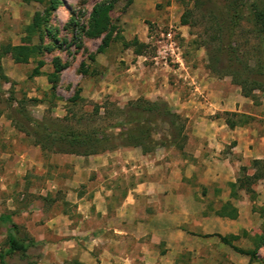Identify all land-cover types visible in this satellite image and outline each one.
<instances>
[{
	"label": "rangeland",
	"instance_id": "obj_1",
	"mask_svg": "<svg viewBox=\"0 0 264 264\" xmlns=\"http://www.w3.org/2000/svg\"><path fill=\"white\" fill-rule=\"evenodd\" d=\"M102 1L107 0H59L46 20L48 33L38 38L37 34L27 35L24 28L34 13L42 14L46 0H0V67L8 80L0 84V215H9L18 227L17 236L35 244L28 250L30 259H23L14 252L4 256L5 264H106L105 257L98 258L97 248L87 251V239L73 231V224H77L79 231L82 227L79 223L82 209H76L75 199L94 198L99 193L87 184L73 185L74 181H81L80 176L74 180L69 172L73 166H78L75 161L133 149L144 157L167 149L176 156H190L197 139L196 129L189 124V117H185L188 110L195 116L204 112V119L215 120L226 127L228 122L233 127L250 123L252 117L244 113L203 110L202 105L208 108L206 88L209 85L224 93L235 91L246 100L243 110L256 112L264 104V94L259 91H253L252 97L241 95L224 69V60L220 58L215 63L212 59L216 43H209L203 33L209 26L206 18L210 7L203 0L198 4L193 0H116L106 13L102 33L96 38L86 37L88 13L94 4ZM185 12L188 25H181ZM177 26L183 28L178 30ZM240 28L234 44L240 47L244 54L242 59L251 66L252 40L246 34V23L242 22ZM167 32H171L180 52L183 70L169 60L164 62L157 54L161 51V36ZM104 36H107L106 45L97 52ZM16 45L39 46L40 54L26 64H13L3 55V49ZM45 47L50 50L46 51ZM37 61L43 63L39 72L46 83L42 88L34 79L40 75L29 76ZM8 71H12L15 79L6 76ZM51 74L49 82L47 76ZM74 96L77 98L72 102ZM9 98L12 101L9 102ZM211 100L214 104L223 101L217 96ZM136 101L156 104L177 116L171 130L177 143L169 148L145 146L148 152L139 147H110L105 151L99 147L96 153L86 156L69 154L66 147L60 145L41 149L35 144L39 137L13 113L18 103L31 118L51 129L75 133L104 129L106 134L116 135L119 129L108 126L121 122L125 109ZM180 124L183 130L178 135ZM159 138L160 135L155 136V140ZM249 163L244 165L247 175L253 173ZM129 177L119 180L114 184L116 188L110 189L107 198L111 206L125 193L124 187L131 182ZM190 184L197 188L196 194L202 199L199 200L194 191L191 195L202 206L196 209L183 206L181 210L216 217L214 212L228 201L236 209L232 235L235 237L229 238L230 233L219 235L215 233L216 228L208 224L204 229L208 234L187 241L188 251L182 249L181 254L164 256L162 264H264V244L259 240L264 228V179L249 187L252 193L237 191L233 202L225 200V193L229 191L227 184L211 185L208 190L198 183ZM221 227L224 232L225 225ZM217 235L228 237L230 246L253 252V258L233 251L221 243ZM73 236L78 241L71 246L68 240ZM6 248V224L0 223V253ZM155 250L166 252L159 245ZM154 259L150 256V264H155ZM133 264H140L139 259L135 257Z\"/></svg>",
	"mask_w": 264,
	"mask_h": 264
},
{
	"label": "crops",
	"instance_id": "obj_2",
	"mask_svg": "<svg viewBox=\"0 0 264 264\" xmlns=\"http://www.w3.org/2000/svg\"><path fill=\"white\" fill-rule=\"evenodd\" d=\"M182 28L177 26L178 30ZM11 72H6V76L15 79ZM34 79L41 88L46 83L42 75ZM206 91L208 108L202 105L203 110L244 113L252 117L250 123L227 128L223 123L204 119V112L195 116L188 110L185 117H189V124L196 129L197 139L190 156H176L167 149L144 157L133 149L83 157L75 161L78 166L70 169L74 180L81 177L73 185L87 184L92 186L91 190L99 191L94 198L75 199L76 209H82L79 218L82 227L79 231L77 224H73V231L75 235L82 233L87 239V251L96 247L98 258L105 257L106 264H133L135 257L140 264H150V256H154L155 264H162L164 256L181 254L182 249L188 251L187 241L208 234L204 230L208 224L219 235H234L235 220L202 217L198 212H185L180 207L202 206L191 195L194 191L202 199L190 182L208 190L211 185L234 182L239 168L251 160L264 161V104L258 107V112L243 110L246 100L235 91L224 93L212 85ZM214 96L221 98L222 103L214 104L211 100ZM128 175L131 182L124 187L125 193L111 206L107 198L110 189L116 188L114 184ZM228 194L226 191L225 200H232ZM222 225H225L224 232ZM77 239L73 236L68 242L74 246ZM157 245L166 252L156 251Z\"/></svg>",
	"mask_w": 264,
	"mask_h": 264
},
{
	"label": "trees",
	"instance_id": "obj_3",
	"mask_svg": "<svg viewBox=\"0 0 264 264\" xmlns=\"http://www.w3.org/2000/svg\"><path fill=\"white\" fill-rule=\"evenodd\" d=\"M195 4L202 3L201 0H193ZM218 1V2H216ZM116 0L102 1L94 4L86 20L84 35L89 38L98 37L104 30L105 16ZM205 4L210 5L207 14L208 27L204 29V34L208 36L209 43L215 42L214 54L212 59L217 63L222 58L224 69L230 76L233 83L239 87L241 95L244 97H252L253 91H259L264 94V2L263 0H203ZM59 0H46L42 14L34 13L30 23L24 28L27 35L37 34L38 38L42 33H48L46 28V20L50 14L59 5ZM218 3V4H217ZM188 14L185 12L180 19L181 25H188ZM246 23L247 31L252 40L249 48L252 65L242 59L240 47L234 44V37L238 30H241L240 24ZM107 36H104L101 45L97 48V52L102 50V46L106 45ZM133 45L135 42L133 41ZM131 44V45H132ZM49 51L47 47L43 48ZM138 53V52H136ZM8 56L13 64H26L30 59L40 54L39 46L16 45L7 46L3 49V55ZM57 61L54 59L55 72L58 71ZM42 62L37 61L36 66L31 70L30 77L39 76V69ZM54 75V74H53ZM52 74L47 76V80L52 79ZM7 78L3 75L0 67V84L7 82ZM50 82V81H49ZM77 96L71 99L75 102ZM8 101H12L10 98ZM12 105V104H11ZM9 107H12V106ZM96 112V111H95ZM14 115L20 117L23 122L28 125L30 132L39 137L40 140L35 144L41 149L45 146H64L69 154L75 155H91L96 153V149L100 147L101 151H105L112 147L135 148L139 147L145 151V146L152 149L157 147L169 148L177 143L172 133L174 130L177 116L171 114L166 108L161 109L156 104L146 101H136L129 104L123 113L121 122L114 124L119 132L116 135L106 134L105 130H91L87 133L64 132L57 129H51L47 124L31 118L23 109L19 108V104L15 103L13 108ZM233 116L235 114H232ZM181 123V122H180ZM227 127L232 128L229 122ZM106 127V128H108ZM179 133L183 130V124L179 125ZM160 135L159 140H155V136ZM249 167L253 171L251 175H247V168L241 166L234 182L227 183L229 188V198L236 199V192L252 193L250 186L257 180L264 179V161L251 160ZM218 218H227L229 220L236 219V209L231 206L230 202H225L220 209L214 212ZM0 223L6 224V245L4 253H0V264H5L4 256L17 252L23 259H30L28 250L34 246L31 240L25 241L17 236L18 227L12 222L9 215H0ZM259 240L264 244V228L261 229ZM219 241L230 246L228 237L216 236ZM235 236H229L234 238ZM231 249L241 255L253 258V252H245L234 246Z\"/></svg>",
	"mask_w": 264,
	"mask_h": 264
},
{
	"label": "built area",
	"instance_id": "obj_4",
	"mask_svg": "<svg viewBox=\"0 0 264 264\" xmlns=\"http://www.w3.org/2000/svg\"><path fill=\"white\" fill-rule=\"evenodd\" d=\"M162 43H161V51H158L157 54L160 55L161 59L166 62L169 60L170 62L176 64L179 69L183 70V63L181 61L180 52L172 39L171 32H167L162 35Z\"/></svg>",
	"mask_w": 264,
	"mask_h": 264
}]
</instances>
